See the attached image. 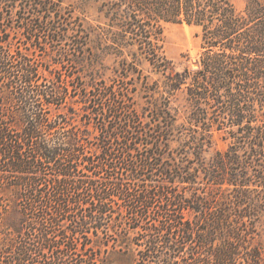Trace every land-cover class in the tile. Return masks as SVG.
Instances as JSON below:
<instances>
[{
    "label": "trees",
    "instance_id": "1",
    "mask_svg": "<svg viewBox=\"0 0 264 264\" xmlns=\"http://www.w3.org/2000/svg\"><path fill=\"white\" fill-rule=\"evenodd\" d=\"M86 1L0 0V264H264V0ZM163 22L202 27L199 67ZM70 29L85 74L34 56Z\"/></svg>",
    "mask_w": 264,
    "mask_h": 264
},
{
    "label": "rangeland",
    "instance_id": "2",
    "mask_svg": "<svg viewBox=\"0 0 264 264\" xmlns=\"http://www.w3.org/2000/svg\"><path fill=\"white\" fill-rule=\"evenodd\" d=\"M66 3H73L79 6V10H85V12L88 14V18L93 20L94 17L96 16V6H93L92 2L88 3L86 0H65ZM235 3L236 7L239 10H242L245 5L246 1L245 0H233ZM6 9V8H5ZM80 12V11H79ZM14 14H16V10H14ZM163 30H164V47L166 54L168 55L169 58H171L178 69H181L185 65H189L191 68H197L199 67L197 60L199 59L201 53L204 51L203 48V39H202V27L197 26L195 24H188L187 22L183 23H173V22H163ZM12 37H14L15 42L22 43V40H20L21 37L24 36V34L21 32L17 33V30L13 29L11 30ZM74 34V31L72 29L69 30L68 33H66L64 40L62 43L56 45V49L52 50V47H49V51H42V50H37L34 52V56L38 58L40 61L44 62L46 66H49L50 69L53 70V72L59 74H65L69 72H75V74H85V68L84 65L81 63H78L74 58H76V51L73 46V38L72 35ZM34 50V49H33ZM60 53H64V57L62 56L63 60L61 64H56L52 59L54 57L60 58ZM52 61V62H51ZM51 63V64H50ZM45 75H49L50 77L52 76L49 71H46ZM156 77V76H155ZM73 83H70V87L73 88L72 85ZM177 100L174 102L176 106H179L181 102H183V98L181 95L178 94ZM135 103L138 104L139 102V97L135 96ZM80 112H84V109L80 110ZM71 122L73 124H78L82 125V121L80 118L79 114H76L73 119H71ZM224 133H215L214 139H215V145L213 148V151L216 149H227L230 140H226L223 138ZM179 147V139H173L171 141V145L167 148L168 151H172V149L176 150ZM88 174H94L92 171H88ZM101 180L105 179V176H107L104 173L100 174ZM119 174L116 175L114 180L119 179ZM118 176V177H116ZM123 177V181L127 183L128 185L131 184V186L135 185V180H133L130 175L127 173H123L121 175ZM158 178V180L153 181L154 183L160 182L161 178L159 177H154ZM100 180V181H101ZM177 189H179L178 184L175 185ZM130 200L129 198H117L116 203H114L115 211L116 214L121 212L123 209L125 210V206L129 204ZM164 198H157L153 206L150 209L151 212V219L149 221L147 220H142L140 222L141 228H146L149 225H151L156 219H154V214L155 211L165 204ZM121 205V206H120ZM179 211V209H177ZM124 220H125V225L129 224V215H124ZM62 226H68L69 221H62ZM79 242V246H80ZM82 250H80L79 247V253H81ZM86 253V252H85Z\"/></svg>",
    "mask_w": 264,
    "mask_h": 264
}]
</instances>
